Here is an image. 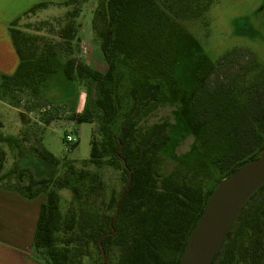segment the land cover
Masks as SVG:
<instances>
[{"label":"trees","instance_id":"16d2710c","mask_svg":"<svg viewBox=\"0 0 264 264\" xmlns=\"http://www.w3.org/2000/svg\"><path fill=\"white\" fill-rule=\"evenodd\" d=\"M78 1L67 0L66 4ZM162 1L99 0L93 29L100 39L107 71L93 69L76 57L64 62L68 80L86 77L100 83L103 97L99 107L105 115L106 140L99 146L91 139L89 160L98 164L107 153L112 154L109 163L123 170L124 186L119 197L112 196L107 201L101 184L86 182L88 173L76 176L71 171L61 186L70 188L75 199L88 206L72 207L66 215L60 210L55 191L32 190L34 185L48 183L52 176L36 178L32 174L25 188L27 192L12 188L28 198L46 195L34 237L41 264H104V254L106 264L180 262L187 238L213 189L205 190L201 179L190 182L188 172L181 169L165 175L159 171L160 153L172 139V123L166 119L150 123L148 118L168 104L163 85L148 76L134 79L130 89L132 106L120 133L115 134L109 126L118 111L111 88L116 80L117 62L136 63L144 70L152 67L159 76L170 80L177 39L172 35L174 18L201 17L213 3V0ZM46 5L38 3L26 13H35ZM18 20L13 22L11 35L20 63L14 74L3 75L0 89L1 98L11 104L18 103V95L25 91L40 96L49 75L56 71L53 59L56 49L47 44L39 52L37 38L17 28ZM243 59L244 55L234 50L197 78L199 91L189 109L193 124L202 129L201 145L207 155L214 157L212 163L221 179L248 160L264 155V81L243 83L248 84L242 94L244 102L235 100L237 80L253 63ZM226 65L232 68L223 72ZM143 116L147 118L141 123ZM77 119L91 122L85 113L77 115ZM222 144L225 146L216 150ZM40 158L48 160L46 155ZM51 160L55 167L57 162ZM3 161L4 152L0 151V167ZM208 173L206 177L213 179L212 168ZM242 237L244 240L239 244ZM212 264H264V186L244 207Z\"/></svg>","mask_w":264,"mask_h":264},{"label":"rangeland","instance_id":"374dc122","mask_svg":"<svg viewBox=\"0 0 264 264\" xmlns=\"http://www.w3.org/2000/svg\"><path fill=\"white\" fill-rule=\"evenodd\" d=\"M98 1L79 0L77 4L59 6L47 14L28 13L17 21L21 30L37 38L39 52L47 44L56 49L53 58L56 71L49 75L41 89V99L25 91L17 94L18 103L11 104L2 99L4 103L0 107V151L4 152L0 186L27 192L25 188L30 184L32 174L36 178L52 176L48 183L34 185L32 190L55 191L63 215L72 207L88 206L77 201L70 188L61 186L71 171H75L76 176L88 173L86 182L101 184L107 201L112 196L119 197L124 186L123 170L109 163L112 154L107 153L98 164L89 160L91 139L99 146L106 140L105 115L99 107L103 97L100 83L86 77L70 81L64 73V60L73 54L91 68L103 73L107 71L100 39L93 29ZM173 28L172 35L177 39L170 80L159 76L152 67L144 70L136 63L117 62L116 80L111 88L118 111L109 126L115 134L120 133L132 106L130 89L134 79L148 76L151 81L160 82L168 94V104L152 112L148 119L150 123L169 120L172 139L160 153L159 171L165 175L181 169L183 173L188 172L190 182L201 179L205 190L210 191L221 180V174L214 168V157L207 155L201 145L202 129L195 127L191 118L189 109L199 91L197 78L215 68L223 55L235 50L244 55V61L253 60L237 80L235 100L244 102L242 94L248 84L243 86V83L264 81V0H213L209 11L201 17H175ZM231 68L226 65L223 72ZM80 91L82 109L78 113L73 102ZM82 113L89 114L91 122H79L77 115ZM146 118L143 116L141 123ZM67 134L75 141L68 143ZM224 146L222 144L216 150ZM40 155H46L47 162L42 161ZM52 158L57 162L55 167L51 165ZM26 168L29 171H25ZM211 168L214 177L208 179L206 176ZM243 240L244 237L239 244Z\"/></svg>","mask_w":264,"mask_h":264},{"label":"crops","instance_id":"0c3cea01","mask_svg":"<svg viewBox=\"0 0 264 264\" xmlns=\"http://www.w3.org/2000/svg\"><path fill=\"white\" fill-rule=\"evenodd\" d=\"M66 1L0 0V89L3 75L14 74L20 63V56L11 35L13 22L28 14L26 12L38 3H47L45 7L36 11L38 15H42L56 7L68 6ZM17 28H20L18 24ZM69 57L77 56L76 54L68 56L64 62ZM39 97L41 99V93ZM81 98L82 91L73 102V107L77 108L78 113H81L82 109L80 108ZM3 103L4 101L0 98V107ZM45 202L46 195L44 193L28 198L17 190L0 186V264L42 263L34 248V237L41 207Z\"/></svg>","mask_w":264,"mask_h":264},{"label":"water","instance_id":"95a60500","mask_svg":"<svg viewBox=\"0 0 264 264\" xmlns=\"http://www.w3.org/2000/svg\"><path fill=\"white\" fill-rule=\"evenodd\" d=\"M263 186L264 155L222 178L209 194L179 264H212L238 216Z\"/></svg>","mask_w":264,"mask_h":264},{"label":"built area","instance_id":"2783aa9c","mask_svg":"<svg viewBox=\"0 0 264 264\" xmlns=\"http://www.w3.org/2000/svg\"><path fill=\"white\" fill-rule=\"evenodd\" d=\"M48 108L50 109V106H48ZM66 139L68 143L75 141V138L70 134H67Z\"/></svg>","mask_w":264,"mask_h":264}]
</instances>
